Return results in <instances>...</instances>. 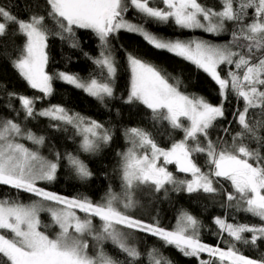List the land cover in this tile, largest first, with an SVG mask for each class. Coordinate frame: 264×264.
<instances>
[{
  "label": "snow or ice",
  "instance_id": "6c2138e0",
  "mask_svg": "<svg viewBox=\"0 0 264 264\" xmlns=\"http://www.w3.org/2000/svg\"><path fill=\"white\" fill-rule=\"evenodd\" d=\"M159 3L163 7L156 6V0H46L47 17L55 22L59 29L56 34L61 39L73 38L76 28L89 29L99 39V55L92 58L98 72L87 80L78 74L57 72L52 75L45 70L47 39L51 32L45 25V16L33 14L23 20L0 6V39L8 34L11 25L16 26L15 34L25 38L23 46L14 50L19 53L17 58L9 56V59L29 87L44 97L53 94L52 82L58 79L83 90L107 107L105 101L114 98L113 81L117 73L109 38L122 29L141 35L155 49L166 50L202 70L216 83L221 97V103L213 105L202 96L186 94L180 91V81L170 83L169 75L157 66L134 53H125L130 88L127 97L121 98L123 102L145 106L154 122L166 121L172 129L183 132V139L166 149L144 129L132 127L125 131L130 147L118 154L125 190L123 201L111 192L104 202L95 203L87 197L69 198L39 187L38 182L55 181L62 160H67L81 179L89 178L92 173L85 162L72 153L57 152L52 160L41 156L38 150L21 141H31L39 147L45 142L43 135L26 130L15 119H0V185L39 198L30 204L0 198V264H122L104 251L105 241H111L126 254V264H135L141 253L127 242L125 233L117 226L157 237L165 246H174L184 256L200 257L207 253L210 259H201L199 264H214L215 261L219 264H264V254L255 259L242 254L234 245L225 249L202 242L200 222L187 212L178 216L172 229L127 214L134 207L130 193L136 187L148 186L158 193L166 192V186L171 185L174 191L216 194L221 189L214 184L222 178L233 189L232 192L223 190L228 206L250 213L262 223L233 224L217 217L214 222L220 235L227 233L234 241L253 248L257 247L258 240L264 239V155L259 149L250 150L243 143L245 137H252L264 147V137L257 135V129L264 125L250 124L248 119L250 109H264V0H220V10L206 7L199 0H159ZM130 10H135L143 23L125 19ZM169 21L180 29H202L217 35L227 31L226 24L231 22V40L218 45L200 39H165L145 27L148 22ZM77 46L75 42L72 44V47ZM257 52L262 53L258 59ZM221 66L227 67L225 75L221 74ZM229 94L237 101L232 115L241 131L231 137V143L223 138L213 141L208 137L209 129L225 117L224 103ZM8 95L19 100L25 121L40 116L57 122L50 125L56 129L61 125L71 126L82 138L80 150L84 153H94L101 143L107 144L112 139L111 131L102 123L70 112L62 105L37 110L35 104L41 97L11 92ZM223 131L228 133L229 129ZM201 137L206 143H201ZM197 154L206 157L207 171H202L195 162ZM168 165H175L177 172L190 174L191 178L178 179L168 170ZM43 202L55 207L45 208ZM77 210L84 214L83 219ZM43 211L50 214L52 224L59 228L54 235L46 231L49 225L41 223ZM93 218L101 221L98 231ZM244 233H250V239H246ZM85 235L94 241L93 254L89 253L90 245ZM147 255L151 258L150 264H171L158 249L149 250Z\"/></svg>",
  "mask_w": 264,
  "mask_h": 264
},
{
  "label": "trees",
  "instance_id": "16d2710c",
  "mask_svg": "<svg viewBox=\"0 0 264 264\" xmlns=\"http://www.w3.org/2000/svg\"><path fill=\"white\" fill-rule=\"evenodd\" d=\"M199 2L216 10H220L222 7L220 0H199ZM0 6H4L6 10L23 20H28L33 14L46 17L45 25L51 30L46 48L48 55L46 71L49 74L54 75L64 71L70 74H78L87 80L91 75L98 72L92 58L99 55L100 41L91 30L76 28L73 38L61 39V36L56 34L59 29L55 22L47 17L48 5L46 0H0ZM156 6L163 7L159 0H156ZM249 14L251 15V11ZM125 19L136 24L143 23L135 10L126 13ZM15 27V25L9 26L8 34L0 39V52H3V55H0V119H15L26 130L31 129L37 135H43L45 142L39 147L33 145L31 141H21L27 147L38 150L40 155L52 160L57 152L62 155L72 153L79 156L92 173L89 178L81 179L71 169L67 160H62L55 181L51 183L38 182L39 187L48 191L69 198L87 197L95 203L104 202L110 192L118 197L124 196L125 190L122 187L120 173L121 158L118 154L130 147L125 136L127 129L132 127L144 129L151 134V137L160 147L166 149L171 147L173 142L183 139V132L172 129L166 121L154 122L150 110L146 109L145 106L139 103L126 104L121 99L127 97L130 88V70L125 57L126 52L136 54L167 73L170 83L180 81V91L189 95L202 96L213 105L221 103L218 86L202 70H198L190 62L166 50L155 49L141 35L123 29L109 38V45L116 60L117 73L113 81L114 98L105 101L107 107L102 106L96 98L89 96L83 90L58 79H54L52 82L53 94L44 97L38 90L29 87L11 63V59H16L19 55L14 50L22 47L25 40L22 35L15 34ZM145 27L158 36L167 39L185 41L200 39L218 45L226 44L231 40L233 29L231 22L226 24L227 31L219 35L207 33L201 29H180L173 21L167 23L148 22ZM74 42L77 43V47H72ZM4 46L7 48L6 51H4ZM86 53L87 55H85ZM261 54L257 52L256 58L258 59ZM220 70L221 74L225 75L227 67L221 66ZM10 92L29 97H41L35 104L37 110L47 108L50 105H62L70 112L80 113L85 117L95 119L111 131L112 139L107 144L101 143L94 153H84L80 150L82 138L76 134L71 126L61 125L59 129H56L50 125L57 122L40 116L25 121L19 100L10 98L8 95ZM9 104L12 105V108L8 107ZM239 107L241 110L243 109L242 101ZM236 108L237 101L229 94L228 100L224 103L225 117L218 120L209 129L208 137L210 139L216 141L218 138H223L229 143L232 142L231 137L241 131L232 115ZM17 113L19 114L17 115ZM248 119L250 124L264 125V109H250ZM184 123L186 125L187 121ZM224 128H228L229 132L225 133ZM257 135L264 137V127L257 129ZM200 140L202 144L206 143L203 137ZM243 143L250 150L259 149L264 155V147H261L260 142L256 139L245 137ZM194 159L202 171L208 170L206 157L203 154H197ZM167 167L178 179L191 178L190 174L177 172L175 165H168ZM214 186L221 189L216 194H207L203 191L189 194L183 190L174 191L171 185L166 186V192L161 190L158 193L148 186L136 187L130 193L134 207L129 209L127 214L147 223H158L161 227L172 229L176 225L178 216L182 212H187L200 222L199 237L202 242L212 246L218 245L225 249L234 245L242 254L259 259L264 254V239L257 241L256 248L242 242H236L227 233L221 236L218 225L214 221L215 218L219 217L233 224L260 225L262 222L250 213L228 206L229 202L223 190L233 191L229 182L221 178L220 182ZM5 197L18 200L24 204L39 200L33 194L18 192L9 186L0 185V198ZM231 203L235 205V201ZM40 219L42 225L50 226L46 229L48 234L54 235L58 231V226L52 224L48 212H41ZM96 220L98 218H93V221ZM42 230L45 229L42 227ZM134 232L136 241L132 246L141 253V257L135 261V264H150L151 258L147 254L153 248L158 249L164 257L170 259L171 264H199L201 259H210L207 253H202L200 257L184 256L174 246H165L157 237L139 230H134ZM243 235L246 239L251 237L250 233ZM89 245V253H92L91 242ZM103 249L113 258L121 261L122 264H126V254L121 253L111 241L104 242ZM214 264H219V262L215 261Z\"/></svg>",
  "mask_w": 264,
  "mask_h": 264
},
{
  "label": "rangeland",
  "instance_id": "374dc122",
  "mask_svg": "<svg viewBox=\"0 0 264 264\" xmlns=\"http://www.w3.org/2000/svg\"><path fill=\"white\" fill-rule=\"evenodd\" d=\"M128 20V19H127ZM130 21V20H129ZM132 22V21H131ZM132 23H134V22H132ZM202 30V29H201ZM160 37V36H159ZM162 38H164V37H162ZM165 39H167V38H165ZM46 70V69H45ZM62 72H64V71H62ZM70 74V73H69ZM34 150V149H33ZM42 156V155H41ZM44 157V156H43ZM46 158V157H45ZM117 196V195H116ZM118 197V196H117ZM120 198V200L121 201H123V199H124V196H121V197H119ZM43 206L45 207V208H47V207H55V205L54 204H51V203H49V202H43ZM127 213H128V211H127ZM77 214L79 215V216H81V218L83 219L84 218V214L83 213H80L79 212V210H77ZM93 222V225H94V227L96 228V230L98 231L99 229H100V227H101V221L98 219V220H96V221H92ZM118 227V229L120 230V231H122L123 233H125V235H126V237H127V242L130 244V245H132V244H134L135 243V232H134V230H131V229H127V228H124L123 226H117ZM58 231H59V228H58ZM57 231V232H58ZM84 239H86V240H88V242H89V244H90V242H91V244L93 245L94 244V241L92 240V238L90 237V236H88V235H85L84 236ZM106 242V241H105ZM92 253H90V254H93L94 253V251H95V249L92 247Z\"/></svg>",
  "mask_w": 264,
  "mask_h": 264
}]
</instances>
